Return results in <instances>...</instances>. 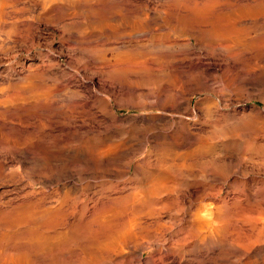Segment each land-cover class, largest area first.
Returning <instances> with one entry per match:
<instances>
[{
  "label": "rangeland",
  "instance_id": "obj_1",
  "mask_svg": "<svg viewBox=\"0 0 264 264\" xmlns=\"http://www.w3.org/2000/svg\"><path fill=\"white\" fill-rule=\"evenodd\" d=\"M0 113V264H264V0H0Z\"/></svg>",
  "mask_w": 264,
  "mask_h": 264
},
{
  "label": "bare ground",
  "instance_id": "obj_2",
  "mask_svg": "<svg viewBox=\"0 0 264 264\" xmlns=\"http://www.w3.org/2000/svg\"><path fill=\"white\" fill-rule=\"evenodd\" d=\"M43 6V5H42ZM45 10V9H44ZM9 37V36H8ZM224 47H225V45H224ZM147 54L149 53V52H146ZM198 54L200 53V54H202L201 53V51H198L197 52ZM144 54V53H143ZM150 54V53H149ZM149 58V57H148ZM120 69V68H119ZM149 69V68H148ZM152 70V69H151ZM166 70V69H165ZM210 70V66L209 67H204V72H208ZM32 71V70H31ZM161 72V71H160ZM185 76H184V74L183 73H177V74H175V79H176V81H179V80H181V79H183ZM88 80H90V79H88ZM175 85V84H174ZM90 89H89V91L91 90V87H89ZM45 90V89H44ZM49 90H51V88L49 89ZM52 91V90H51ZM85 93V90L84 89H82V90H75L74 92H72V96L71 97H69V98H71V100L72 101H77L78 103H83V102H85L88 98V96L87 95H85L84 94ZM50 94V93H49ZM51 95V94H50ZM5 98V97H4ZM45 99H47V98H45ZM167 99L168 100H171V101H175L176 103L178 102V99H176V97L174 96V94L173 95H168L167 96ZM63 100H64V98H63ZM50 102V101H49ZM5 103V102H4ZM55 103H57V102H55ZM60 105H61V103H59ZM189 104V103H188ZM66 106V105H65ZM190 106V105H189ZM56 107H61V106H56ZM188 107V106H187ZM6 108V107H5ZM1 114V113H0ZM13 119V118H12ZM100 153V152H99ZM103 153V152H102ZM101 153V154H102ZM100 154V155H101ZM184 162H185V160H184ZM187 164V163H186ZM185 165V164H184ZM179 166V165H178ZM183 167V166H182ZM167 171V170H166ZM166 173H168V172H166ZM154 180V179H153ZM165 181V180H164ZM163 181V182H164ZM150 183H152V182H149V185H151ZM156 183V182H155ZM155 183H153V184H155ZM164 183H167V180H166V182H164ZM158 184H159V182H158ZM161 185H162V183H161ZM22 186V185H21ZM157 186V185H156ZM160 186V185H159ZM163 186H165L166 187V185H164L163 184ZM168 186V185H167ZM151 186H149V188H150ZM164 187V188H165ZM136 188H134V190H135ZM139 189V188H138ZM138 189H136L137 191H138ZM144 189H148L147 188V186L144 188ZM166 189V188H165ZM133 190V191H134ZM135 190V191H136ZM155 190V189H154ZM132 191V192H133ZM134 191V192H135ZM136 191V192H137ZM135 192V193H136ZM153 192H155V191H153ZM140 192H138V194H139ZM144 193V192H143ZM145 194L147 195V192H145ZM129 195H131V193L129 194ZM139 195H141V193L139 194ZM144 195V194H143ZM131 197V196H130ZM143 197V196H142ZM132 198H133V196H132ZM132 198H130V199H132ZM136 198H138V195H137V197ZM129 199V197H128V200L129 201H131ZM143 213V212H142ZM206 217V216H205ZM256 221V220H255ZM193 227L195 226V225H192ZM255 226V225H254ZM125 228V227H124ZM191 228V227H190ZM196 230V229H195ZM124 233L126 234V233H128V232H126V231H124ZM257 233H259V232H257ZM260 233H261V231H260ZM259 233V234H260ZM257 235V234H256ZM260 237V236H259ZM248 238V237H247ZM250 239V238H249ZM253 241V240H252ZM250 242V241H249ZM164 243H162V245H163Z\"/></svg>",
  "mask_w": 264,
  "mask_h": 264
}]
</instances>
